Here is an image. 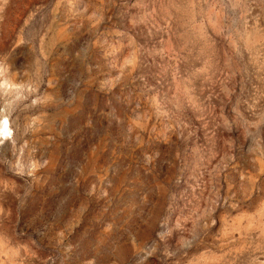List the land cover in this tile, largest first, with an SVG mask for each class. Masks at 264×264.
Returning a JSON list of instances; mask_svg holds the SVG:
<instances>
[{"label": "rangeland", "instance_id": "1", "mask_svg": "<svg viewBox=\"0 0 264 264\" xmlns=\"http://www.w3.org/2000/svg\"><path fill=\"white\" fill-rule=\"evenodd\" d=\"M0 130V264H264V0H0Z\"/></svg>", "mask_w": 264, "mask_h": 264}, {"label": "bare ground", "instance_id": "2", "mask_svg": "<svg viewBox=\"0 0 264 264\" xmlns=\"http://www.w3.org/2000/svg\"><path fill=\"white\" fill-rule=\"evenodd\" d=\"M6 128V127H5ZM1 131V130H0ZM4 131V130H3ZM5 131H6V129H5ZM7 134V133H6ZM4 136V135H3Z\"/></svg>", "mask_w": 264, "mask_h": 264}]
</instances>
